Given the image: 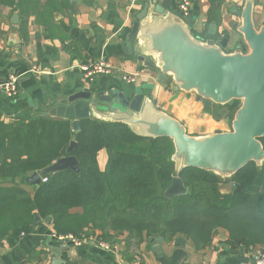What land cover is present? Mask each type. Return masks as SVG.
Instances as JSON below:
<instances>
[{"label": "crops", "instance_id": "0c3cea01", "mask_svg": "<svg viewBox=\"0 0 264 264\" xmlns=\"http://www.w3.org/2000/svg\"><path fill=\"white\" fill-rule=\"evenodd\" d=\"M36 1V9L24 16L0 4V82L10 73L18 76L16 96L8 97L0 91V122L12 124L40 116L54 117L45 113L54 106L66 104L72 94L88 89L93 94H107L112 90L127 97L142 92L193 136L230 130L229 118H212L203 110L202 98L194 91L176 89L170 76L158 82L159 70L148 58L127 52L126 35L143 7V0ZM177 2L170 0L169 8L178 10ZM245 2L200 0L193 3L187 17L193 21L191 31L204 40L208 29L214 25L217 38H226V52L237 48L246 52V42L238 30L241 16L236 13ZM263 2L258 0L253 7L256 27L264 17ZM100 59L110 62L112 71L87 79L81 65ZM135 73L140 75L135 83L121 78ZM106 158V151L100 150L97 155L100 169L104 168ZM31 174L33 172H28L24 178L14 181L33 194L36 184L26 181ZM227 183L219 184L220 193L230 191ZM0 185L10 186L11 183ZM81 210L80 207L70 209L71 212ZM22 232L9 233L3 239L0 264H54L56 258L62 260L61 263L77 259L88 264H252L255 251L264 254V244H230L222 228L213 232L208 246L199 249L183 234L170 239L144 234L138 240L126 232L113 231L110 236L100 238L111 245L108 250L99 247L95 239L74 246L57 239L51 223H45L44 219L28 225ZM97 235L100 231L93 233L89 227L81 237L98 238ZM157 238H160L158 244L155 243Z\"/></svg>", "mask_w": 264, "mask_h": 264}, {"label": "trees", "instance_id": "16d2710c", "mask_svg": "<svg viewBox=\"0 0 264 264\" xmlns=\"http://www.w3.org/2000/svg\"><path fill=\"white\" fill-rule=\"evenodd\" d=\"M20 15L37 7L36 0H0ZM194 34V32H192ZM195 35V34H194ZM239 100L208 103L203 110L215 120L230 122ZM55 117V116H54ZM40 116L27 122H0V245L9 233L20 234L39 219L51 216L55 236L72 234L81 238L85 229L100 231L106 238L126 232L138 240L176 234L187 236L196 249L211 242L213 232L224 229L232 245L264 244V161H250L223 180L197 167L183 168L179 176L187 192L164 196L176 174L171 155L174 144L168 136L138 135L118 121L82 119L76 132L68 120ZM76 142L68 153L70 142ZM264 147V137L260 138ZM106 151L100 169L97 155ZM72 154L79 171L45 174L33 194L14 180L39 171L55 160ZM232 182L229 192L220 193L222 182ZM80 207L81 212L70 209ZM61 264H88L68 259Z\"/></svg>", "mask_w": 264, "mask_h": 264}, {"label": "water", "instance_id": "95a60500", "mask_svg": "<svg viewBox=\"0 0 264 264\" xmlns=\"http://www.w3.org/2000/svg\"><path fill=\"white\" fill-rule=\"evenodd\" d=\"M143 2L126 35L127 52L148 58L159 70L158 82L170 76L176 89L194 91L202 98L203 105L239 100L231 129L190 135L181 122L158 109L149 96L139 91L127 97L112 90L107 94L82 90L69 96L66 104L50 108L45 115L70 120L74 132L82 119L96 118L123 122L138 135L171 138L174 144L171 160L176 174L164 190L167 198L187 192L179 176L185 167L208 170L227 180L250 161L260 166L264 161L260 141L264 137V17L256 27L253 7L258 0H246L244 7L236 12L241 16L238 30L246 42V52L239 48L226 52V38H217L214 25L210 26L204 40L195 36L191 31L193 21L182 17L180 11L170 9V0ZM75 145L72 140L67 152ZM66 170L79 171V163L72 154L33 172L26 181L38 184L45 174ZM232 185V182L227 183L230 188ZM34 218L39 220L37 215ZM44 222L50 224L51 216ZM159 242L157 238L155 243ZM61 262L57 258L53 261L54 264Z\"/></svg>", "mask_w": 264, "mask_h": 264}, {"label": "built area", "instance_id": "2783aa9c", "mask_svg": "<svg viewBox=\"0 0 264 264\" xmlns=\"http://www.w3.org/2000/svg\"><path fill=\"white\" fill-rule=\"evenodd\" d=\"M198 1L200 0H178L177 2L178 11L181 12L182 17L187 19L190 13L191 5ZM81 69L84 72V76L87 79L91 80L95 74L111 72L112 65L110 64V62L106 61L105 59H100L93 63L81 65ZM139 76L140 75L138 73L129 74V75L124 74L121 76V78L127 82L135 83L137 82ZM0 91L8 97L16 96L18 92V76L15 74H11V73L8 74L7 77L2 82H0ZM41 180L45 181L46 178L42 177ZM23 233L24 232H22L21 234ZM94 237L90 236L89 238L85 239L84 237L78 238L72 234L56 236L57 239L61 241L71 242L74 246H81L87 240L89 241V240L95 239L93 241H95L99 247L106 249V250L111 248V245L107 241L100 240L96 238V236ZM252 264H264V254L261 251L254 252Z\"/></svg>", "mask_w": 264, "mask_h": 264}, {"label": "rangeland", "instance_id": "374dc122", "mask_svg": "<svg viewBox=\"0 0 264 264\" xmlns=\"http://www.w3.org/2000/svg\"><path fill=\"white\" fill-rule=\"evenodd\" d=\"M191 95H193V93H190ZM230 129H231V125H230Z\"/></svg>", "mask_w": 264, "mask_h": 264}]
</instances>
